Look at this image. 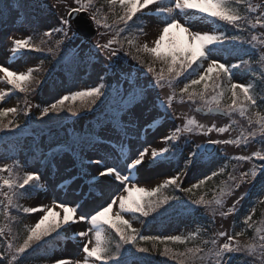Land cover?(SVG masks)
Wrapping results in <instances>:
<instances>
[{"label": "snow or ice", "instance_id": "1", "mask_svg": "<svg viewBox=\"0 0 264 264\" xmlns=\"http://www.w3.org/2000/svg\"><path fill=\"white\" fill-rule=\"evenodd\" d=\"M22 6L28 7L16 5L17 8ZM37 6L48 11L55 10L58 26L49 25L47 30L40 31L30 24L31 35L16 38L12 33L6 36L10 60L22 59L28 53L47 54L57 62L64 60L69 52L76 58L77 49L73 42L80 32L91 34V26H94L97 39L88 45L86 55L103 56L106 62L104 75L99 77L96 86L63 95L56 102L41 108L38 120L43 121L50 114L65 111V102L69 101H80L78 107L69 106L66 109L73 117L80 116L82 112H94L104 103L111 90L128 97L123 116L116 114L118 125L124 120L121 130L125 136L138 125L146 112L159 108L164 115L171 111L175 116L173 104L177 98L181 104L194 105L195 112L201 115L226 117L230 123L221 127L215 123L207 126L195 116L185 115L183 125L164 136L165 144L170 143L171 146L151 148V151L149 147H141L132 153L124 151L123 141H118L120 152L111 162L108 157L87 160V165L97 166L92 171L85 170L83 161L76 167L80 155L67 139L61 141L50 135L52 151L47 156L41 152V157L53 169L60 165L68 169L77 187L84 182L81 197L87 195L93 199L95 189L103 192L105 187L113 186L115 182L114 186L120 194L113 193L109 202L91 211L86 210L87 200L82 204L57 199L48 205L23 206L21 200L30 198L34 191L44 187L41 173L38 169L26 170L25 165L14 158L11 163L5 161L0 164V238H3L0 240V264H25L32 253L51 241H72L75 245L71 255L55 256L53 264H136V261L146 264L143 256L130 261L129 258L134 257L135 253L158 254L175 261V264H233L238 256L243 258L242 264H264V220L259 222V227L252 223L254 208L242 221L254 232V236L243 243L240 238L245 235L244 229L232 233L218 231L210 237H201L199 228L187 235L159 236L141 234L132 224L133 220L140 218H143L140 220L142 224L150 216L154 219V214H162L161 209L167 211L168 207H180L192 214L203 209L213 218V223L217 216L226 219L236 213L237 206L250 192L245 190L230 207H226V199L232 197L242 185L256 187L253 182L258 176L261 184L256 195L259 203L264 204V199H259L264 197V147L251 154L229 157L230 161L236 163L211 198H206L207 193L196 197L193 191L222 175L227 165L187 187L182 186L184 171L169 175L151 189L139 186L136 180V173L146 157L148 163L156 167L169 164L175 158L178 142L186 135L208 137L215 132L223 136L234 130L233 126L239 125V134L235 138H209L206 145L197 144L194 149L189 147L184 170L190 165L194 166L203 156L214 157L216 148L213 146L241 148L253 142L264 146V94L257 98L254 81L233 82L235 70L244 65L246 73L256 72L258 67L259 76L256 78L264 83V0H72L70 4L66 0L62 12L55 3L50 7L47 4L31 5ZM12 7L5 0H0V14L11 11ZM197 14L201 20L210 19L213 23L219 22V27L228 25L235 31L228 34L219 30H195L190 21ZM153 17L158 22V35L151 45L148 42L141 44L140 37L146 35L145 26ZM74 23L77 26L75 29ZM105 36L109 38L102 42L100 38ZM244 45L249 48H243ZM80 51H83V44ZM240 51L255 59L240 57V64H228L216 58L220 53ZM125 57H130L139 67H125ZM43 65L42 59L39 67H29L26 71L10 70L8 66L0 65V83L10 86L7 91L0 89V103L14 93H23L27 97L35 92L41 82L34 73L40 72ZM156 65H159V70ZM140 69L151 74V80L144 85L140 84L143 79ZM185 73L188 75L185 76ZM129 75L134 79H128ZM182 76L186 82L180 80ZM106 78L114 80L115 84L106 83ZM122 81L128 87L125 88ZM157 89L161 91L156 92ZM164 89L169 90L166 96L161 95ZM25 104L22 114L27 117L30 113L27 99ZM20 114L21 110L17 107H0V133L19 129L21 125L16 118ZM6 118L9 119L6 121ZM154 123L155 118L148 122V128H152ZM64 135L71 137L77 145L86 139L71 130ZM66 152H71L76 160L65 158L57 164V158ZM245 162L251 166L250 169L239 171ZM179 192H183L187 200L176 194ZM114 206H118V210L114 211ZM21 213L25 216L40 214L33 225L23 227L22 237L17 228L22 222ZM125 214L129 218H125ZM74 225L85 227L75 231ZM197 240L199 243H192ZM147 243L151 247L145 246ZM169 244L183 245L184 248L172 249Z\"/></svg>", "mask_w": 264, "mask_h": 264}, {"label": "rangeland", "instance_id": "2", "mask_svg": "<svg viewBox=\"0 0 264 264\" xmlns=\"http://www.w3.org/2000/svg\"><path fill=\"white\" fill-rule=\"evenodd\" d=\"M40 0H38L39 2ZM66 0H42V3L49 5V7L52 4H56L57 7L61 10V12L64 10ZM72 0H67V3H71ZM5 3L11 4L12 0H5ZM7 20H5L0 25V65H6L10 68V70H17V71H26L29 67H39L40 66V59L37 57L30 58L28 60L20 59L18 58L15 61H12L9 59L10 52L8 51V42L6 41V36L11 35L12 33H15L16 38H23L28 35H31V32L24 27H20L17 23L20 20V14L14 6L12 7L11 11H8ZM57 17L55 15V10L48 11L46 10V15L39 20V28L40 31L47 30V27L49 25L51 26H58L56 24ZM157 20L155 17L150 18L145 26V33L146 35L141 36L139 42L141 44L148 42L150 45L152 41L156 38L158 35V27H157ZM193 28L198 31L206 32V31H221L219 27L217 26V23H213L212 20H201L199 18V15L197 14L191 21ZM259 31V29L257 30ZM109 37H101V41L107 40ZM81 44H83V51H80ZM74 47L77 49V54L81 58H90L94 64L91 67V70H83L78 72V76L75 77L76 83L73 85H65L66 81L62 82L61 88L57 89V93H49L45 92L41 96H37L36 98H33L30 103L27 105L30 107V113L32 116L37 114H40V109L43 107H46L50 105L51 103L56 102L59 98H61L63 95H67L70 92H74L76 90H82L85 88H91L93 86H96L99 82V77L101 75H104V63H106L103 60V56H99L98 58L93 54L92 57H89L86 55L88 52V43L86 44L80 37L77 38L73 42ZM63 54V53H62ZM27 55V54H26ZM73 55L71 52L68 53V55L65 57L64 60L57 62L52 60L51 66L56 68L59 65L64 64L67 62V58H71ZM217 59L221 60L222 62L231 64V63H238L237 58L234 57H228L226 58L225 55L222 53L218 54ZM125 67H128L129 65H132V62H128L126 59H124ZM198 71H200L198 69ZM2 75V74H0ZM110 76V74H109ZM128 79H134L133 76L129 75ZM106 83L110 82L113 85L115 84V81H110L106 78ZM147 80L143 82V84H146ZM233 82H239V83H247L251 82V78L248 76H242L235 74L233 77ZM123 84V81H122ZM123 86L126 88L128 87L127 84H123ZM179 87H182V84L178 85ZM10 86H7L5 84L0 83V89H3L7 91ZM161 90H156V92H160ZM113 94L111 99L114 100V102H119L118 104L115 103V106H117V110L114 114V116L109 117V119L105 120L102 124L101 129L98 131V138H99V144L93 146V148L85 153L82 154L78 152L80 157H83V162H85V170L92 171L97 166L96 165H87L86 162L89 158H100V157H108L109 162H111L112 158L114 156H118L120 152L121 145L118 143V141H123L124 151L126 152H132L135 153L137 149H140L141 147H149V150L151 151V148H162L165 146H170L169 144H165L164 142V136L167 134H170L172 131H174L175 127L182 126L184 123L185 115L187 116H195L196 119L206 124L207 126H211L213 123L217 125V127H221L225 125L226 120H219L215 117H202L199 114H196L194 109L190 108V104L187 103L181 104L179 100L175 105H173V108L175 110L176 115L173 116L172 112L169 111L167 115H164L162 109H155L151 110L150 112H146L143 116V118L138 122L137 126H134L131 128V130L128 131L127 136H125L124 132L121 130V125L124 124V120L122 119L120 121V124L118 125L116 122V114L120 113L121 116H123V113L125 112V104H120V102H125L128 97L127 96H121L120 94H117L116 92H111L110 94ZM169 93L168 90H163L161 95L166 96ZM153 98H155V94H153ZM65 104H68L67 107L71 106L73 107L74 102H66ZM0 107H17L18 103L13 97H6L5 101L0 103ZM50 116H57V114H50ZM29 117V116H28ZM178 117V118H177ZM155 118V123L153 124L152 128H148V122L153 120ZM30 119V117H29ZM126 119V118H125ZM20 120V119H19ZM30 122V123H29ZM32 120H27V125L23 126L18 129V135L22 133V135L29 134L30 138L28 140L33 141L35 137L34 130L31 129ZM43 128H40L39 130H42ZM147 130V131H146ZM17 129H15L14 132H7L4 133L5 140L8 137L7 134H16ZM123 133H121V132ZM39 133V132H38ZM65 137L64 134H61ZM188 136V135H187ZM229 134H225L224 137L221 138V136H218L217 133L213 132L210 134V136L205 137L202 135H190L188 136V142L186 147L184 148V153L182 155L181 161H182V167L184 168V159L187 155H189L188 148H195L197 144H206L207 140L209 138H220V139H226L229 138ZM15 138V137H13ZM39 138V137H38ZM68 141H70V137H65ZM29 141V142H30ZM3 142V141H2ZM0 142V143H2ZM8 144V143H7ZM43 144V142H42ZM9 146V144H8ZM44 147L45 154L44 156H47V154L52 151V148L49 146L42 145ZM216 153L218 154V158L215 162L211 163L210 165H203V161L207 160L208 156L201 157L197 162H200V165L195 167L194 170L193 166H189L188 170L190 172H193L194 177L192 179H183L184 183L182 186L187 187L190 186L193 183H196L199 179H202L205 175L210 174L212 171L218 170L220 167L226 165L227 159L233 155H247L251 154L253 151L252 149H249L248 151H241L238 148H235L234 146H215ZM223 148V152H221V149ZM24 148L19 153L18 160L21 162L23 159V155L25 154ZM226 153V154H225ZM11 153H8L5 151V149L0 148V164L7 161L8 163L12 162ZM70 158L74 159V157L71 155V152H66L62 156L57 158V164H59V161ZM43 160V159H42ZM42 160L39 162L38 165H35L33 167H30L29 170H36L38 169L41 173L42 179L41 183L44 185L42 189H40V192L37 193L33 199L30 200L26 204V207L30 206H39L41 204L48 205L52 200H63L66 203H72L73 201L84 203L85 200L88 201V207L86 208L87 211H91L93 208L98 207L99 205L105 204L106 202H109L110 196L115 194H120V192L117 190V188L114 186L115 182H113V186L105 187L103 192L101 189L97 188L94 190V197L93 199H89L87 195L84 197L80 196V193L84 189V182H81L79 187L76 186L75 181L72 179V173L64 168L62 165L58 166L56 169L49 167L48 165L42 166ZM196 162V163H197ZM195 163V164H196ZM234 163H236L234 161ZM80 164L76 163V167L78 168ZM181 167V169H182ZM250 165L245 162L244 166L239 169V171H247L250 169ZM178 170L173 164H165L163 167H156L153 165H150L148 163V157L145 159V163L140 166L139 171L136 173V180L139 186L146 187L148 189H151L152 187H155L158 183H162L164 179L168 178L169 175L176 174ZM125 174L126 171H125ZM254 183V182H253ZM61 185H64L62 188ZM122 187V186H120ZM252 185H242L240 189H238L232 197H228L226 199V207H230L232 203L239 197L241 193H243L245 190H248L250 192ZM256 191L253 194V200L258 201L257 193ZM248 197V196H247ZM247 197L241 201V203L237 206V211L233 215L229 216L228 218L224 219L219 216L215 218V222L213 223V218L208 214V218H211L213 226L211 227V231H206L202 237H210L213 233L218 231H227L229 233H232L234 230L239 231L241 229L246 230V225H243L242 220L245 217L246 214H249L251 210L254 207H249L247 203L245 204V200ZM264 197H259V199H263ZM118 210V206H114V211ZM40 214H33L29 216L25 225H33L37 217ZM125 218H129L128 214H125ZM140 219L133 220L132 224L133 227L140 230L141 234L144 235H159V236H168V235H187L190 232H194L197 230V228H200L201 231L203 229V225L192 219V220H184L180 223L171 225L166 230L159 231L156 228H152L148 230L146 227V221L142 224L140 222ZM148 219V218H147ZM23 227L21 228V233L23 236ZM85 227L84 225H74L73 228L75 231L81 230V228ZM21 236V237H22ZM241 239V238H240ZM2 240V238H0ZM223 242V241H221ZM151 247V244L148 243ZM75 249V245L72 241H61V244L59 245L58 251L55 252V256H67L71 255ZM163 249V248H162ZM53 257V258H54ZM53 258L46 262H36L39 264H53ZM133 261V260H132ZM34 264V263H33ZM136 264H139V261H136Z\"/></svg>", "mask_w": 264, "mask_h": 264}, {"label": "trees", "instance_id": "3", "mask_svg": "<svg viewBox=\"0 0 264 264\" xmlns=\"http://www.w3.org/2000/svg\"><path fill=\"white\" fill-rule=\"evenodd\" d=\"M18 1H19V5H28V7H23V6L20 7V8L23 9L24 14L26 16H28L27 18L32 19L31 17L36 16L39 13V9H40L39 7H31V5H36L35 2H31L30 0H18ZM28 22L29 23H33L32 25H34L35 21L29 20ZM223 31H226L228 34H232V32H234L235 30L232 29L228 25H224L223 26ZM243 48L248 49L249 46L248 45H244ZM226 53H229V52H226ZM231 53H235V52H231ZM231 53H229V54H231ZM249 59H255V58L249 56ZM249 59H247V60H249ZM49 62H50L49 58H46L45 59V63H49ZM193 67L195 68V65ZM253 67H257V66L253 65ZM156 68H157V70H159V65H156ZM245 68H246V66L241 65V68L239 70H235V71L241 73L242 75H247L249 77L250 76L252 77V81H254L255 87H256L257 98L259 99V95L264 94V85H263L264 83L261 82V79H257L256 78V77L259 76V69L257 67V71L256 72H247L246 73L245 72ZM189 71L191 72L192 70L190 69ZM146 74H147L148 79H151V74H148L147 72H146ZM36 75H38L37 77L42 76L41 74H39V72L35 73V76ZM187 75L188 74L185 73V76H187ZM37 79H39L40 82L43 81V78H37ZM180 80L181 81H185V77L182 76L180 78ZM41 83H40V85H41ZM35 92H37V87H36V91ZM35 92L29 93L27 95V97H25V94H23V93L11 94V97H13L18 103V109L21 110V114L16 118L17 122L20 119L19 120V124L21 122H24V120H25V116H23V114H22V110H24V107L26 105L25 104V99L29 100L30 97H33ZM102 99H104V98H102ZM107 104H108V100L104 99V103L100 104L99 108L95 109L94 112H91V113L82 112L81 115L78 116V117H73L66 110L67 107H65V111H62V112L58 113L57 116H55V117L49 116V117L45 118L43 121H39L38 125L44 126V127H46L47 130H49V129H58L64 122H67V123L70 122V123H72V125H76L78 127V129H80V127H82L85 124L86 121L95 123V119L99 116V112L100 111L107 112V110H108ZM79 105H80V101L78 103L74 104L73 107H78ZM9 118H11V117H9ZM9 118H6V121ZM237 119H239V117H237ZM241 123H243V122H241ZM236 127H238V130H239V125H236ZM74 130H76V129H74ZM2 134L3 133H0V136ZM0 139H1V137H0ZM17 142H15L13 147L19 148L18 145H17ZM247 146H248V148H251V146L252 147L254 146V147H256L255 148L256 150H259L261 147H264V146H262V145H260L258 143H254V142L250 143ZM30 158L35 159L36 158L35 154H31ZM221 178H222V175H221V177H219V178L217 177L215 180H213L212 184L210 186H207V187H209L207 191L205 190V188L194 189L193 194L196 197H198L199 195H201V194L204 195L206 192H208L206 198H210L212 193L217 190V188H218V186H219V184L221 182ZM259 184H261V180L259 181ZM202 189H204V190H202ZM168 191L171 192V189H169ZM176 194L179 195L182 199L187 200V196L183 192H179V193H176ZM20 203L23 204V201L21 200ZM181 209H182V211L180 212L179 210H181ZM185 211H186L185 209L183 210V208H180V207H168L167 211H164L163 209H161V213L162 214H154L155 218L154 219L151 218V220L155 221L156 223H160V224H158V226H160L162 228V227H165L166 224H169L171 220H174L175 217H178V215H184L183 216L184 218H188L189 215H187V214L185 215V213H182V212H185ZM178 212H180L181 214H178ZM204 220H206V219H204ZM261 220H264V204H260V206L258 207L256 213L253 216V223L257 227L260 226L259 222ZM253 236H254V232L252 230H250L249 232H246L245 238L247 237V239H250ZM54 245H55L54 242H50L47 245L48 246V250L47 251H45L46 247L45 248L44 247L40 248L38 251L32 253V254H34L33 258L34 259H40V258H43V257H49L52 254L50 252L52 251V249H54ZM145 246H150V245L147 243ZM168 246L170 248H172V249H177V250H182L184 248L183 245L169 244ZM162 248H163V246H162ZM162 248H160L161 251L163 250ZM135 255L143 256L145 261H149L150 262V263H147V264H175V261L169 260L168 258L162 257V256H160L158 254L145 255V254L135 253ZM242 260H243V258L238 256L233 261V264H242Z\"/></svg>", "mask_w": 264, "mask_h": 264}, {"label": "water", "instance_id": "4", "mask_svg": "<svg viewBox=\"0 0 264 264\" xmlns=\"http://www.w3.org/2000/svg\"><path fill=\"white\" fill-rule=\"evenodd\" d=\"M73 27L74 28H76L77 26H76V24L74 23L73 24ZM92 27V26H91ZM95 33V31H94V29H93V27H92V32H91V34H89V35H85L83 32H80L79 34L82 36V37H84L86 40H88V41H92L93 39H94V34Z\"/></svg>", "mask_w": 264, "mask_h": 264}]
</instances>
